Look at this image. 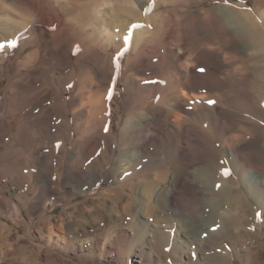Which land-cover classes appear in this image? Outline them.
Wrapping results in <instances>:
<instances>
[{"label":"bare ground","instance_id":"obj_1","mask_svg":"<svg viewBox=\"0 0 264 264\" xmlns=\"http://www.w3.org/2000/svg\"><path fill=\"white\" fill-rule=\"evenodd\" d=\"M173 3L174 0H0V61L13 58L24 43L27 45L35 43L39 48V39L47 34L54 37L53 42L49 44L50 47L60 46L57 54L68 53V58L58 66L61 74L57 81L54 80L56 90L50 85L35 88L36 81L38 83L41 77L43 65L50 64L47 58L42 59L39 67L35 65V70H28L30 72L29 75L27 73L25 80L15 82L16 87L11 88V95L5 100L6 105L0 110V134L4 130L9 131L21 127L17 143L21 140V136L27 135V127L32 126V129L38 131L42 126L50 129L49 132L57 144L55 143L54 148L48 149V152L55 156L53 157L57 167L53 164L47 168L46 165L45 169H38L36 173L42 198L60 192L58 191V184L61 180V175L58 173L60 154L67 148L68 143L72 144V132L69 140L64 137V127L71 125L70 114H63L60 109L68 108L72 103L73 108L75 107L72 109L74 113L83 112L86 115L82 123L84 133H81L80 137L84 138L88 132L94 131V133L89 136L90 138L79 140V145L69 160L71 165L65 180L74 185L78 191H82L79 194L99 190L102 181L114 185L109 191L101 193L105 202L97 203L100 200L97 197L95 200L92 199L91 205L84 207L83 219L86 222L82 224L83 226L76 221L75 224L66 226L67 230L72 236L81 230L83 236H86L81 247L92 250L95 243L90 237L94 235L93 237L96 236L101 240L97 234L107 228L110 232L106 235V241L113 238V231L114 242H122L125 238L132 242L133 247L130 249V254L136 258V264H156L153 261V253L158 255V263L166 261L170 264L169 260L173 253L176 254L182 250L184 244L197 245L204 264L208 263L209 258L218 260L220 256H229L233 250H226L224 245H220L218 236L225 232V238L228 237L234 231L232 229L233 220L238 219L236 217L241 213L242 218L238 225L246 226L247 220L245 222L246 216H243V213L254 215L255 210L251 208L252 202L256 203L259 208L264 206V169L259 167L264 157V131L260 130L261 124H252L255 126V128L252 126L255 129L253 132L248 127L245 128L253 134L241 130L244 129L243 127L238 130L239 126H236L239 123L242 126L251 127L250 120H237V113L241 110L239 106H235L236 103L232 105L221 100L218 95L220 93L207 94L208 96L201 93L204 89L207 91L213 89L217 92L219 86L225 82L223 79L221 82V79L216 78V74L224 69L226 64L223 60L226 62L227 57L231 56V51L234 52L235 49L222 48L214 41L205 45V41L198 47H193V50L191 48L189 55L184 53V48L189 43L185 27L191 24L196 29L194 36L205 39L204 22L209 15L212 16L218 36L222 34L221 30L225 27L230 29L229 37L234 40L231 39L234 48L235 45L239 48V40H235L238 34L243 37L241 38L246 41L247 46L251 44L254 50L263 49L264 32L257 28L255 20L249 19L248 16L244 21L243 12L229 9V4L214 7L209 15L200 10L182 16L179 9H168V6ZM162 7L165 10L159 11ZM178 14L182 16V19L178 22V26H175L181 25L177 33L180 32L182 37L177 40L178 46L175 45V49H171L170 46L174 44L169 42L171 35L169 33L174 27H171L173 24L170 26V23L172 18ZM16 18H20V21ZM177 33L175 31L174 34ZM174 38L172 41L175 40ZM214 49L216 52H212ZM52 50L51 48L50 54L57 56ZM39 52L40 49L31 52L24 63L29 67L31 63L38 60ZM99 56H102V62H99ZM253 60L249 63L250 71L246 75L236 74L232 80L257 76L261 80L264 91V67H255V62L260 63L261 59L254 58ZM77 63L81 65L77 66ZM212 63L215 64V70L207 67ZM203 66L206 70L208 69L209 75H205L206 70L203 71H206L205 74L197 70ZM159 74H163L162 79L165 78L168 81L162 80ZM141 90L147 93L142 95ZM123 93L126 94L128 105L139 113L134 116L137 119L136 122L131 119L126 120L127 118L121 122L120 118L116 126L113 122L115 101L122 100ZM261 95L264 96V93L258 96ZM225 97L227 98V95ZM214 98L217 101H212ZM37 114H40L38 116L40 121L44 117V125H36L31 120ZM249 119H251L250 116ZM253 120L252 118V122ZM228 124H231L233 128H226ZM207 127L212 133L222 130L227 136L224 139L223 148L214 153L202 148L204 144L202 134ZM191 131L195 133H190ZM173 134L179 135L181 144L177 147V160L173 165V174L160 192L155 195L153 188L159 187L158 184L164 180V173L167 171L153 176L147 173L152 169L153 156L164 154L167 149H173L170 144L169 147L166 144ZM196 146L200 148L198 152ZM91 147L96 148L98 154L96 153L95 158L89 161V154L85 152ZM189 147L190 151H196L197 155H189ZM118 148L121 152L118 158L113 160L112 150L115 152ZM246 152H253L254 156L251 160L244 158ZM109 154L107 163L101 164ZM49 158L47 154L40 160L46 164ZM13 159L7 157V160H2V162L5 167L9 165L14 168L29 164L27 155L21 151L18 152V160ZM108 165L111 168L106 171ZM105 172H108L106 177ZM144 177L147 178L144 179ZM16 182L12 183L15 191L26 195L30 193L31 185H19ZM127 187L129 193L126 192ZM180 190L184 194L189 192L197 194L196 191L200 190L202 192H198L206 196L202 213H188L192 218L190 224L211 227L216 225L220 219L222 228L219 227V230L212 232L208 230V236L203 235L205 229L199 233L189 228L184 233L182 232V236L180 234L179 237L180 232H177L176 238H172L175 233L172 231L173 228L172 230L159 229L153 224L150 225L149 215L146 214L148 205L143 199H153L154 203H151L152 206L148 213L155 214L156 217L171 210L178 212L182 210L180 201H178ZM25 194H21L18 200H21L22 195ZM60 195L63 201L69 202L70 198H67L64 193L60 192ZM5 200L8 205L14 207L15 217L24 218L16 200ZM107 203L112 207L107 208L105 206ZM100 205L107 209L102 211ZM223 208H226V216L220 217L219 213ZM55 209L56 204H52L44 211L48 213ZM51 218L49 217L50 220ZM53 218L57 224L64 223L63 216ZM195 218L198 220L193 221ZM87 219L90 220L87 221ZM130 225L136 226L135 229L138 231L126 229V226ZM88 228L91 230L89 231ZM237 235L239 237L240 232H237ZM77 241L79 240L73 238L71 243L75 245ZM171 244L175 245L172 250L169 248ZM146 245L150 246L152 253L146 251ZM195 263L199 264V262Z\"/></svg>","mask_w":264,"mask_h":264},{"label":"rangeland","instance_id":"obj_2","mask_svg":"<svg viewBox=\"0 0 264 264\" xmlns=\"http://www.w3.org/2000/svg\"><path fill=\"white\" fill-rule=\"evenodd\" d=\"M226 4H229V7H228L229 9H232L238 12H243L245 14L244 21L247 20L246 16H248L249 19L255 20V22L257 23L256 27L261 29L264 32V11H262L264 10L263 9L264 0H259V2L258 0H174V3L168 6V9H179L181 11V14H183L182 16L184 15L187 16L190 13L200 11V10L202 12L207 13V15H209L210 13H212V9L214 7L225 6ZM260 6L262 7L260 8ZM160 9L159 11L165 10L163 7ZM178 15L180 16V14ZM178 15L174 16L175 18H172L171 23H170V26L172 24L174 25V26L173 25L171 26L174 28H172L169 33L171 34L169 38V42H171V44H174V45H171L173 47L170 46L171 49H175L174 48L176 47L175 45L178 46L177 40H180V38L182 37V34H180V32L177 33V31H180L181 25L179 27H176V26H178V22L182 19V16H180L181 18L179 19ZM16 20L20 21V18H16ZM211 21L213 22L212 16L209 15V17H207V20L204 22V28H205V34H206L205 39H202V37L194 36L196 29L191 24L185 27L186 36L188 37L189 43L187 44L185 43L186 46L184 48V53H187V55H189V53L191 52V48L193 50L194 48H196V46L198 47L199 45H201L200 43H204L205 41H206V43H204L205 45H208L214 41V43L219 44V46H222V48L229 47L235 50L234 52L231 51V54H230L231 58L228 56L226 62L225 60H223L226 65L224 69H222L221 71H219V73L216 74V78L221 79V82H222V79L225 81L219 86V89H218L219 92L218 91L216 92L213 89L212 90L209 89V91L204 89L201 93L206 94V95L207 94L213 95V94L220 93L222 96L220 94L218 95L221 100L226 101L229 104L231 103L232 105L233 104L235 105L236 103L235 106L237 107L239 106L238 108L241 109L240 111L242 113L240 111L237 113V116H236L238 118L237 120L240 121L242 119L243 120L248 119L250 120L249 122H251L250 123L251 127L254 126L255 124L260 123L261 124V125L259 124L261 126L260 130L264 131L263 129L264 120H262L264 119V108H263L264 101H262L264 99V96L263 95L258 96L260 95V93L262 94L264 93L263 87L261 86V80L257 76H251V77L247 76L245 78H240L235 81L232 80L236 74L246 75L250 71L249 63H251V61L254 58L256 60L261 59L260 63L255 62V67L257 66L264 67V58H261L264 56V48L261 50H257L258 48L254 50L253 45L250 44L247 46L246 41L242 40L243 37L238 34H237L238 37L237 35L235 36L236 37L235 40L237 39L239 40L238 41L239 48L236 45L234 48L233 47L234 40L231 37H229L230 29L227 27L222 29L221 30L222 34L220 33L221 35H219L220 36L219 38L216 26H214L215 25L214 22L212 23ZM175 31L177 34H174ZM241 32L244 33L245 31H241ZM173 38L175 39L174 41H172ZM45 39H46V42H45ZM39 40H40L39 48L37 47V44L35 43L31 45H27V43H24L23 45L20 46V51L17 52L13 56V58L0 61V96H1L0 110L6 105L5 100L9 98V96L11 95V92H12L10 91L11 88L16 87L15 82L17 83V81L19 80L21 81L25 80L27 78V73L29 75V72H30L28 70L32 71V70H35L36 67H39V65L41 64L40 62H42L43 58H47L50 61V64L43 65V70L41 71V77H39L40 75L38 76L39 82L37 83L36 81L35 88L43 87V85H50L52 89L54 90L57 89L56 85L54 84V80L57 81L59 75L61 74V71L59 70L58 66H60L61 63L65 59L68 58L67 57L68 53H66L65 55H62L61 53L57 54L56 52H58L57 50L60 49V46L53 45L50 47L49 44L52 43L54 40V37L51 34H47L45 37H42ZM244 46H247V47H244ZM215 47L217 46L215 45ZM51 48L53 49L52 50L53 52L55 51L57 56L53 53L50 54ZM39 49H40V52L38 55L40 58L37 57L38 60H35L34 61L35 63L33 62L34 64L31 63V65H29L30 67L29 68L28 64L24 63L26 61L25 59L29 56V54H31V52L39 50ZM216 49H214L212 52L214 51L216 52ZM163 51L165 52L164 49ZM250 57H251V60H250ZM101 58L102 56H99V62H102ZM244 58L246 60H244ZM243 62H245L246 65ZM74 64L76 65L75 61H74ZM35 65L37 66L35 67ZM79 65L81 64L77 63V66ZM253 65H254V60H253ZM246 66L249 68H247ZM204 67L205 66L200 67L197 70L199 72L200 71L203 72L204 70H206V68ZM207 67L211 70H215V64L213 63L208 64ZM206 71L203 72V74H205ZM208 73L209 72L207 71L205 75H209ZM159 76H161V79H162L163 74L161 75L159 74ZM162 80H164L165 82L168 81L165 78ZM121 87L124 88V86H121ZM155 92L157 93V91ZM145 93L147 92L142 91V90L140 91V94L142 95ZM226 95H227V98L225 97ZM17 98L19 99V97ZM249 98L251 99V102ZM215 100L216 99L214 98V100L212 101H215ZM126 101H127V97L125 93H123L122 100L117 99L115 101L116 109L114 112L115 117H114L113 122L116 126L118 125L120 118H121L120 120L121 122H124L126 118H127L126 120L131 119L135 122L137 121V119L134 116L136 113L138 114L139 111H135V109L133 110V108L130 107ZM74 108H73V104L70 103L68 108L64 107L60 109V111L63 114L69 113L71 117V121H70L71 125L64 127V135H65L64 137L69 140L71 132L73 133V139L71 138L72 144L68 143L67 148L61 151L60 159H59L60 164L58 165V173H60L61 175V180L58 184V189H59L58 191H60L61 193H64L67 196V198H70L69 202L68 201L65 202L62 200L60 192H57L52 195H47L45 197L43 196L42 198L40 196V192H39L40 183H39V179L36 178V175H37L36 173L38 169L39 170L45 169L46 165H47V168H50L51 166H53V164L55 167H57L55 165L56 163L55 158H54L55 156L48 152V149L54 148L57 144L55 142L56 141L55 138L49 132L50 129H48V127L47 128L46 126L45 127L42 126V128L40 127L41 132L36 129H32V126L29 128L27 127V135L21 136V140L17 143L16 141L20 137L19 130L21 127H16L9 131L4 130V132L3 133L1 132L2 134H0V161L1 162L2 160L6 161L7 157L9 159L14 158L13 160L15 161L18 160L17 156H18L19 151L24 152L27 155V162L29 161L28 162L29 164H24V166L22 167L20 166L17 168L11 167L9 165L5 167L3 162L2 164H0V264H136L135 262L136 258H133L130 254V249L131 247H133L132 242H129V240H127L126 238L122 242H114L113 239L115 237H114L113 231H112L113 238H111L109 241H106L105 240L106 235L109 234L110 232L109 229L107 228H104L103 231L97 234L98 236H100L99 238H101V240L98 239L96 236L93 237L94 235L90 237L92 238L91 240L95 243V246H96V247L94 246L92 250L91 249L87 250L86 248L81 247L82 241L86 237V236H83V232L81 230L75 232V235L73 236L67 230L66 226L75 224L76 221L79 222V225H82L83 223H85L86 221L83 219L84 207L87 205H91V202L95 200L97 197H99L100 199L97 203L105 202L106 200L105 198L101 196V193L109 191L110 189L113 188L112 186L114 185V184H106L104 181H102V184L99 190H96V191L94 190L93 192L89 191L86 194H79L82 191L80 190L78 191V189H76L74 185L70 184L67 180H65L69 172V166L71 165V162L69 160L71 158L72 153L78 147L79 142H80L79 140L87 139V137L93 135L94 133V131L88 132L84 138L83 136L80 137V134L84 133L82 123H83V120H85L84 118L86 115H84V113L80 111H77L74 113V111L72 110ZM255 110H257L256 111L257 112L256 114H258L257 117L255 114ZM239 114L241 115L239 116ZM39 115L40 114H37L31 120H33L36 123V125L38 124L44 125L43 124L44 117L40 121L38 117ZM249 116L251 119H249ZM252 118L255 121L253 120L252 122ZM257 118H258V121H257ZM240 124L241 123H239L236 126V127L239 126L238 130H240L242 127L244 129L248 127L250 130H252V132L255 130L254 129L255 126L254 128L253 127L251 128L250 126L245 127V126H242V124L241 125ZM227 126H231V127L229 128ZM227 126L226 128L228 129L233 128L231 124H228ZM244 129H241V130L245 131L246 133L253 134L249 129L248 130L247 129L244 130ZM234 130H237V128H234ZM190 133H195V132L191 131ZM203 133H204L202 134V139L204 141L203 142L204 144L202 146L203 149H206L207 151H211V153H214L215 151H218L219 149L223 148V144L225 142L224 139L227 138L224 131L219 130V132L216 131V132H213L215 133L213 134L210 131V129L208 130V127H207V130ZM224 136L226 137L224 138ZM166 144H167V147L171 145L173 149L171 150L167 149L166 153L164 154L160 153L156 157L153 156L152 158L153 165L151 167L152 169L151 171L147 173L153 176L157 173L167 171L164 173V180H162V182L158 184L159 187L157 186L158 188L156 187L153 188V190H155L154 192L155 195H157L160 192V190L164 187V185L167 183V181L171 178L173 174V170H174L173 165L175 164L177 160L176 159L177 150H178L177 147L181 146L179 135L173 134V137H171L170 140L166 142ZM12 145H15L16 147ZM198 146H196L197 152H198V149L200 150ZM183 147L186 148V146H183ZM188 149H189V152H188L189 155H197L196 151L195 152L190 151V147ZM97 151L98 150L96 148L91 147L85 152L86 154H89V157H90L89 161L95 158V156L98 154ZM120 152L121 151L119 148L115 150V152L112 150L111 154H113L112 156L114 158L113 160H116L118 158ZM47 154L49 155L50 158H49V161L45 164L44 162H41L40 159H42L43 156ZM253 156H254L253 152H246L244 154V158L247 160H251ZM28 157L31 160H29ZM109 157H110V154L103 159L104 162L101 164L107 163L106 160ZM146 163H148V161ZM259 167L264 169V157ZM110 168L111 166L108 165L106 171H108ZM104 175L106 177L108 175V172H105ZM31 176L33 177L35 176V177L33 178ZM147 177H144V179ZM234 178H237V177L234 176ZM14 179L15 181H17L16 183L19 185H23V184L25 186L31 185L29 189L30 193L26 195L25 193H19L15 191L14 190L15 188L13 187V184H12L13 182H15ZM30 180L32 181L30 182ZM31 189H34V190H31ZM139 189L141 190V188ZM198 191L200 190L196 191L197 194L194 192L193 193L189 192L187 194H184L183 191L180 190L178 201H180L182 210L178 212L174 210L163 212L157 217L155 216V214L152 215L148 213L150 210V206H152L151 203L153 202V199H150V200L143 199V201L148 205L146 209L147 211L146 214L149 215V216L147 215L149 219L148 222L150 223V225L153 224L155 225V228H159V229H167V230L171 229L172 230L173 228L172 231L175 233L173 234L174 236H172V238H176L177 232H180L179 237H180V234L182 236L184 231H186L189 228L191 230L193 229L197 230L199 233H202V231L205 229V232L203 233V235H206V236L209 235V231L212 232V231H217V229L219 230V227L222 228V224H220L221 222L220 219L216 222V225H213L211 227L210 226L200 227L199 224L198 225L190 224V221H192V218L189 216L188 213L198 214L199 212L202 213V206L204 209V203H205L204 198H206V196H203L200 193L202 191L200 192ZM126 192L129 193L128 187L126 188ZM21 194H25L27 197L25 195H22L23 197H21V200H18V197ZM5 199L16 200V202L19 204L21 208V211L25 219L23 217H18V218L15 217L14 209H13L14 207L8 205ZM52 204H56V209L53 212L49 211L48 213H45L44 210L47 207L52 206ZM251 205H252L251 207L252 210H255V212L257 211L256 212L257 215L255 214V212L253 213L254 214L253 216L249 215L250 213H248L247 215H246V212L245 214L243 213V216L247 217V218L245 217V222L247 220L245 224L246 226L243 225L242 227L240 226V224L238 225L240 218H242V213H241L238 217H236L238 219H234L233 220L234 223L232 222L234 224L232 226L233 227L232 229L234 231L226 238H225L226 236L225 232L221 233L218 236V243L220 245H224L226 247V250L227 249L228 250L231 249V251L233 250L232 254H230L229 256L227 255L220 256L218 260L215 258H209L208 263L206 264H211V263L212 264H264V206L262 208H259L257 204L254 202H252ZM105 206L107 208L112 207L109 203H107ZM101 208H102L101 209L102 211L107 209V208L104 209V207L102 206ZM207 212L209 213L208 210ZM86 214L88 215V213ZM219 215L220 217L226 216V208H223L220 211ZM59 216L64 217V223L57 224L54 221L55 219L53 217H59ZM49 217L50 218L52 217L53 219L51 218L50 220ZM213 218H215V216ZM258 218L260 221L258 220ZM165 219L166 220L168 219L167 220L168 222L165 221ZM180 219H182L183 222L182 221L180 222ZM89 220L90 219H87V221ZM197 220L198 218L193 219V221H197ZM156 222H158L159 224ZM249 223L250 225H248ZM104 226L105 224L103 225V227ZM135 227L130 225V226H126V229H128L129 231L132 230V231L137 232L138 229H135ZM88 230L90 231L91 229L88 228ZM244 230L247 232H245ZM237 232H240L239 237L237 235ZM73 238L75 240H79L75 242V245L71 243V240ZM227 240L229 244L226 243ZM173 246L175 245L171 244V247H169L170 250L173 249ZM145 247H146V251L152 253V249L150 248V246L146 245ZM182 247H183L182 250H179V252H177L176 254L173 253L171 257L172 259L170 258L169 260L170 264H196L195 262H199V264H204V261H202L201 259L202 256L200 255V250L198 249L197 245L190 246L189 244L188 246L184 244V246L182 245ZM153 256H154L153 261L156 264H167L166 261L165 262L163 261V263L162 262L158 263V255L153 253ZM190 259L192 261L194 260V262H192Z\"/></svg>","mask_w":264,"mask_h":264}]
</instances>
